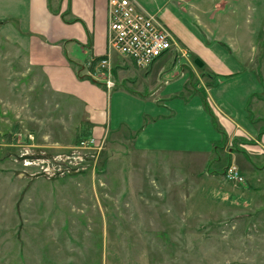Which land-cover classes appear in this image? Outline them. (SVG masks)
<instances>
[{"label": "rangeland", "instance_id": "374dc122", "mask_svg": "<svg viewBox=\"0 0 264 264\" xmlns=\"http://www.w3.org/2000/svg\"><path fill=\"white\" fill-rule=\"evenodd\" d=\"M89 127L81 103L53 91L0 36V264H264V177L261 187L246 174L228 180L232 161L148 179L144 163L131 168L102 139L84 150V171L49 178L24 164L71 153ZM140 190L150 203L139 202Z\"/></svg>", "mask_w": 264, "mask_h": 264}, {"label": "crops", "instance_id": "0c3cea01", "mask_svg": "<svg viewBox=\"0 0 264 264\" xmlns=\"http://www.w3.org/2000/svg\"><path fill=\"white\" fill-rule=\"evenodd\" d=\"M135 1L176 39L145 68L109 49L108 0H0V36L26 53L53 91L81 103L87 137L106 139L109 154L124 155L133 169L144 163L139 170L148 179L222 158L261 187L264 0ZM104 57L127 84L108 89L92 75ZM85 77L94 83L80 81ZM136 194L150 203L146 193Z\"/></svg>", "mask_w": 264, "mask_h": 264}, {"label": "built area", "instance_id": "2783aa9c", "mask_svg": "<svg viewBox=\"0 0 264 264\" xmlns=\"http://www.w3.org/2000/svg\"><path fill=\"white\" fill-rule=\"evenodd\" d=\"M108 46L120 56L130 58L139 68L150 66L176 46V39L169 28L154 13L142 9L135 0H108ZM92 75L104 81L108 89L116 83L108 57L97 61ZM31 139H34L30 135ZM100 139L91 136L82 139L71 153L57 156L29 155L26 166H35L49 178L61 177L88 168L84 150L96 149ZM224 176L231 181L244 182L239 167L230 163Z\"/></svg>", "mask_w": 264, "mask_h": 264}, {"label": "water", "instance_id": "95a60500", "mask_svg": "<svg viewBox=\"0 0 264 264\" xmlns=\"http://www.w3.org/2000/svg\"><path fill=\"white\" fill-rule=\"evenodd\" d=\"M195 63L199 66V67H203L204 63L200 58H196Z\"/></svg>", "mask_w": 264, "mask_h": 264}, {"label": "trees", "instance_id": "16d2710c", "mask_svg": "<svg viewBox=\"0 0 264 264\" xmlns=\"http://www.w3.org/2000/svg\"><path fill=\"white\" fill-rule=\"evenodd\" d=\"M100 59H97V61H99ZM96 62V61H95ZM97 63V62H96ZM205 103H206V100H205ZM206 107L208 108V105H207V103H206Z\"/></svg>", "mask_w": 264, "mask_h": 264}]
</instances>
